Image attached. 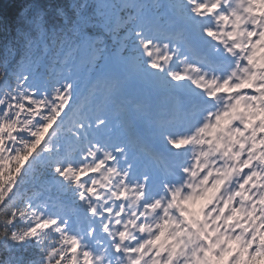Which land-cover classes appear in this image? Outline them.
<instances>
[{
  "label": "snow or ice",
  "instance_id": "obj_1",
  "mask_svg": "<svg viewBox=\"0 0 264 264\" xmlns=\"http://www.w3.org/2000/svg\"><path fill=\"white\" fill-rule=\"evenodd\" d=\"M28 24L0 56V264H264V0Z\"/></svg>",
  "mask_w": 264,
  "mask_h": 264
},
{
  "label": "trees",
  "instance_id": "obj_2",
  "mask_svg": "<svg viewBox=\"0 0 264 264\" xmlns=\"http://www.w3.org/2000/svg\"><path fill=\"white\" fill-rule=\"evenodd\" d=\"M94 1L0 0V56L7 54L9 49L19 51L23 47L25 37H18L17 30L28 31L31 28L28 21L40 15L50 30L55 27L70 35L75 28L85 30L86 21L94 17Z\"/></svg>",
  "mask_w": 264,
  "mask_h": 264
}]
</instances>
